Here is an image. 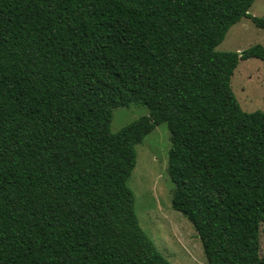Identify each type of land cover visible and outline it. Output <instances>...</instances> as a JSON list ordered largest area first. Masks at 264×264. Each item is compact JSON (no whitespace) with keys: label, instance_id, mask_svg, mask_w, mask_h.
I'll return each mask as SVG.
<instances>
[{"label":"trees","instance_id":"obj_1","mask_svg":"<svg viewBox=\"0 0 264 264\" xmlns=\"http://www.w3.org/2000/svg\"><path fill=\"white\" fill-rule=\"evenodd\" d=\"M254 0H0V264H171L141 229L135 147L170 134L171 207L207 264H264V114L217 52ZM149 110L116 133L113 111Z\"/></svg>","mask_w":264,"mask_h":264},{"label":"rangeland","instance_id":"obj_2","mask_svg":"<svg viewBox=\"0 0 264 264\" xmlns=\"http://www.w3.org/2000/svg\"><path fill=\"white\" fill-rule=\"evenodd\" d=\"M249 15L264 18V0H254ZM255 45L264 48V30L243 18L227 32L217 52L240 53ZM231 89L246 113L264 114V62L240 61L231 78ZM143 105L113 111L110 130L116 133L135 120L148 116ZM170 134L167 125L157 126L135 147L136 166L128 179L134 194V209L139 225L159 253L171 264H207L192 225L171 207L174 185L167 172ZM261 252H264V224L261 226Z\"/></svg>","mask_w":264,"mask_h":264}]
</instances>
